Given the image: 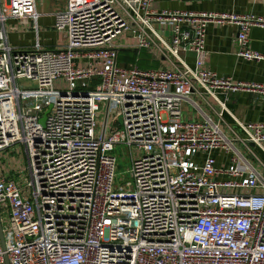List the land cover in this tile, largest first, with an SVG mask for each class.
I'll list each match as a JSON object with an SVG mask.
<instances>
[{
  "label": "built area",
  "instance_id": "obj_1",
  "mask_svg": "<svg viewBox=\"0 0 264 264\" xmlns=\"http://www.w3.org/2000/svg\"><path fill=\"white\" fill-rule=\"evenodd\" d=\"M37 1L0 0V152L21 144L28 174L0 177V264H264V123L223 119L230 95L264 84L217 77L205 47L210 24L234 25L236 56L259 61L248 36L264 18L66 0L65 46L11 48L6 20L29 24ZM123 36L171 68L119 65ZM116 146L135 152L120 186Z\"/></svg>",
  "mask_w": 264,
  "mask_h": 264
},
{
  "label": "crops",
  "instance_id": "obj_2",
  "mask_svg": "<svg viewBox=\"0 0 264 264\" xmlns=\"http://www.w3.org/2000/svg\"><path fill=\"white\" fill-rule=\"evenodd\" d=\"M157 11L215 12L237 15H253L264 18V0H153ZM66 10V0H38L36 16L29 24L17 19H7L4 24L6 41L16 50L50 51L65 46L66 36L54 30L55 15ZM238 27L210 24L206 33V51L208 60L206 69L213 71L217 77L232 78L234 82L264 84V28H251L248 36V47L262 56L259 61H246L236 56L235 37ZM132 39L124 36L116 40L120 52H132L130 60L123 57L121 66H137L140 69H170L171 65L153 49H136ZM128 56V55H127ZM190 67L194 60L192 54H180ZM219 98L222 96L219 94ZM213 104H215L213 102ZM228 114L224 122L228 130L237 131V124L264 123V95L249 92L232 94L226 103ZM204 113L213 118V113L202 108ZM189 115L193 116L192 113ZM253 152L264 161V156L257 148ZM218 167L223 166L224 158L220 152L213 153Z\"/></svg>",
  "mask_w": 264,
  "mask_h": 264
},
{
  "label": "rangeland",
  "instance_id": "obj_3",
  "mask_svg": "<svg viewBox=\"0 0 264 264\" xmlns=\"http://www.w3.org/2000/svg\"><path fill=\"white\" fill-rule=\"evenodd\" d=\"M128 39L127 37H125ZM132 52H120L119 53V65L123 62V57H130ZM128 55V56H127ZM19 86H25L31 84L28 81L21 80L18 81ZM64 89V87H55V89ZM115 122L118 125L121 124V117L118 114L115 117ZM112 155L115 157L116 161V169H115V186H120L124 184L126 181L128 183L132 182L131 175L129 173V169L131 167V158L130 155L135 156V152H130L127 148H123L121 146H116L115 150L112 152ZM22 171L25 175V179L27 181V163L25 159V152L23 146L21 144H17L10 149L4 150L0 152V177H6L8 179H13L18 181L19 184H23V180H20L18 176V172ZM29 193V191L27 192Z\"/></svg>",
  "mask_w": 264,
  "mask_h": 264
},
{
  "label": "water",
  "instance_id": "obj_4",
  "mask_svg": "<svg viewBox=\"0 0 264 264\" xmlns=\"http://www.w3.org/2000/svg\"><path fill=\"white\" fill-rule=\"evenodd\" d=\"M44 121H45V118H42L41 121H40V123L43 124ZM0 242H1V246L3 248L4 247V244H3V236H2V230H1V224H0ZM5 262L7 264L6 258H5Z\"/></svg>",
  "mask_w": 264,
  "mask_h": 264
}]
</instances>
